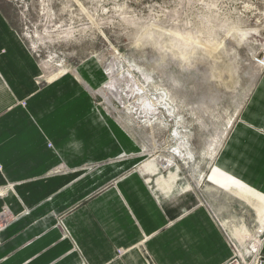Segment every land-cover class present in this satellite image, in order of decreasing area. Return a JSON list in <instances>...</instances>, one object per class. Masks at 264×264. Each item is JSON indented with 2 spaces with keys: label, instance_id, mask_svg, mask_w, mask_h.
<instances>
[{
  "label": "crops",
  "instance_id": "obj_1",
  "mask_svg": "<svg viewBox=\"0 0 264 264\" xmlns=\"http://www.w3.org/2000/svg\"><path fill=\"white\" fill-rule=\"evenodd\" d=\"M87 72L39 86L0 13V264H224L220 222L161 179L150 191L142 150L113 109L93 105L106 71ZM244 117L209 179L264 218V191L240 183L264 177V72Z\"/></svg>",
  "mask_w": 264,
  "mask_h": 264
},
{
  "label": "rangeland",
  "instance_id": "obj_2",
  "mask_svg": "<svg viewBox=\"0 0 264 264\" xmlns=\"http://www.w3.org/2000/svg\"><path fill=\"white\" fill-rule=\"evenodd\" d=\"M0 13L39 65V86L106 71L93 105L113 109L141 162H171L142 168L150 191L161 179L198 196L230 247L261 243L264 218L209 177L263 76L264 0H0ZM263 178L240 183L258 193Z\"/></svg>",
  "mask_w": 264,
  "mask_h": 264
},
{
  "label": "built area",
  "instance_id": "obj_3",
  "mask_svg": "<svg viewBox=\"0 0 264 264\" xmlns=\"http://www.w3.org/2000/svg\"><path fill=\"white\" fill-rule=\"evenodd\" d=\"M255 247V248H254ZM257 246H252L248 250L242 252L239 247L231 245V257L224 264H264V256L262 248L256 251Z\"/></svg>",
  "mask_w": 264,
  "mask_h": 264
},
{
  "label": "bare ground",
  "instance_id": "obj_4",
  "mask_svg": "<svg viewBox=\"0 0 264 264\" xmlns=\"http://www.w3.org/2000/svg\"><path fill=\"white\" fill-rule=\"evenodd\" d=\"M253 87V86H252ZM101 91V90H100ZM251 91V90H250ZM250 93V92H249ZM170 98V97H169ZM171 99V98H170ZM107 104L109 105V101L107 102ZM238 106V105H237ZM133 114V112L131 111V112H129L128 113V115H132ZM128 115L127 114H124V115H122L123 116V118L122 119H127L128 118ZM222 134V133H221ZM218 139H219V137H218ZM217 141V140H216ZM214 143V142H213ZM215 145V144H214ZM211 146H213V145H211ZM214 148V147H213ZM212 149V148H211ZM212 152H213V150H211ZM213 154H214V152H213ZM211 156H212V154H211ZM158 160H160L159 162V166L161 167V168H167L170 164H171V162L170 161H165V162H163L162 161V159L161 158H156V159H153V160H151V161H145L144 162V165H145V167H146V169H147V171L148 172H154V171H156L157 170V165H156V163H158ZM165 160V159H164ZM142 163V162H141ZM166 165H168V166H166ZM159 167V168H160ZM177 171V170H176ZM166 174V173H165ZM170 174V173H169ZM153 175V174H152ZM161 178V177H160ZM171 178V180H173V178H174V176H172V177H170ZM175 179V178H174ZM159 181H161V180H159ZM164 181V180H163ZM156 184V183H155ZM154 184V185H155ZM162 184V183H161ZM164 184V183H163ZM167 184V183H166ZM183 186V185H182ZM188 187V186H187ZM258 218L260 219V217L258 216ZM259 223H260V225H259V228H258V231H263L264 230V224H263V222L262 221H260L259 220ZM256 246H258L257 248H256V251L257 250H259L260 249V246H261V243H259V244H257Z\"/></svg>",
  "mask_w": 264,
  "mask_h": 264
}]
</instances>
